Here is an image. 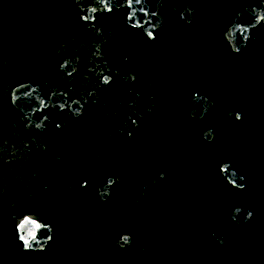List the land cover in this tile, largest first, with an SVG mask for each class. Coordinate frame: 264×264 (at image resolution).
Returning <instances> with one entry per match:
<instances>
[{"label":"water","instance_id":"water-1","mask_svg":"<svg viewBox=\"0 0 264 264\" xmlns=\"http://www.w3.org/2000/svg\"><path fill=\"white\" fill-rule=\"evenodd\" d=\"M0 264H264V0H0Z\"/></svg>","mask_w":264,"mask_h":264}]
</instances>
